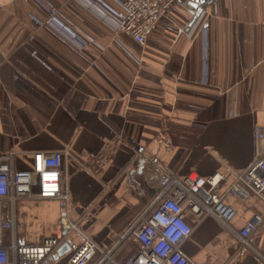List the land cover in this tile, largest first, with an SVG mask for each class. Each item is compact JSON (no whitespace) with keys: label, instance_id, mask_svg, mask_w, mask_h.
<instances>
[{"label":"crops","instance_id":"0c3cea01","mask_svg":"<svg viewBox=\"0 0 264 264\" xmlns=\"http://www.w3.org/2000/svg\"><path fill=\"white\" fill-rule=\"evenodd\" d=\"M118 1L0 0V157L13 151L21 171L33 153H68L60 171L70 217L99 247L115 244L123 264L139 245L120 236L160 190L156 167L135 147L178 178L241 172L254 159L255 129H264V0H212L201 17L196 0H180L143 46L114 35ZM50 8L74 41L37 25ZM231 183L226 174L214 192ZM222 202L234 211L227 227L186 214L192 233L181 252L194 264H264V200ZM56 209L49 199L6 203L2 246L40 244ZM256 216L245 248L239 232ZM71 240L42 264H66L79 243Z\"/></svg>","mask_w":264,"mask_h":264},{"label":"built area","instance_id":"2783aa9c","mask_svg":"<svg viewBox=\"0 0 264 264\" xmlns=\"http://www.w3.org/2000/svg\"><path fill=\"white\" fill-rule=\"evenodd\" d=\"M178 1L180 0H119V10L112 11L114 35L124 36L139 46L145 45L158 23L168 17ZM210 1L212 0H203L200 3L197 0L200 11L198 17L204 14ZM47 11V18L44 21H35L37 25L54 27L74 41V33L59 19L58 10L50 8ZM206 24H202V29L207 28ZM255 141V157L243 171L235 172L226 166L222 171L206 178L193 173L178 178L148 156L143 148L135 147L136 157L146 159L156 167L160 190L151 205L138 214L129 229L120 236L123 239L130 234L139 245L137 253L123 264H194L181 252L182 244L192 233V226L186 220L187 213L193 216L195 223L210 215L227 227L234 211L223 204L224 196H235L239 200L253 196L263 201V128L255 129ZM13 155V151H10L0 157V229L1 212L6 203L13 206L22 199L56 201V218L52 234L40 244L11 243L6 248L2 246L0 239V264H42L47 257H54L61 246L68 245L72 248L71 235L78 237L79 243L69 255L66 264H116L112 255L116 245L99 247L82 230L79 222L70 217V197L62 185L60 171L62 158L67 157L68 153H33L30 168L21 171H15L11 167ZM226 174L232 176V183L223 195H218L214 189ZM260 223L261 219L256 216L240 230L238 239L243 247L252 248L249 236ZM9 224V220L4 222L6 227Z\"/></svg>","mask_w":264,"mask_h":264},{"label":"water","instance_id":"95a60500","mask_svg":"<svg viewBox=\"0 0 264 264\" xmlns=\"http://www.w3.org/2000/svg\"><path fill=\"white\" fill-rule=\"evenodd\" d=\"M198 2L202 3L203 0H198ZM192 7L197 9V14L200 13L199 9H198V5H197V0L195 1V3L192 4ZM70 250L68 245H63L58 251H57V255L62 256L65 253H67Z\"/></svg>","mask_w":264,"mask_h":264}]
</instances>
